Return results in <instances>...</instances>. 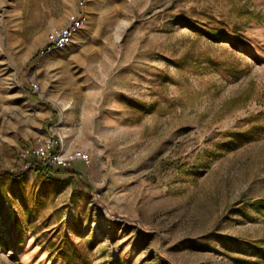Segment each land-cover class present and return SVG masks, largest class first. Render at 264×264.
<instances>
[{
  "label": "rangeland",
  "instance_id": "374dc122",
  "mask_svg": "<svg viewBox=\"0 0 264 264\" xmlns=\"http://www.w3.org/2000/svg\"><path fill=\"white\" fill-rule=\"evenodd\" d=\"M0 166V264H264V0H0Z\"/></svg>",
  "mask_w": 264,
  "mask_h": 264
},
{
  "label": "trees",
  "instance_id": "16d2710c",
  "mask_svg": "<svg viewBox=\"0 0 264 264\" xmlns=\"http://www.w3.org/2000/svg\"><path fill=\"white\" fill-rule=\"evenodd\" d=\"M38 55L39 52L35 53L31 60H34ZM19 142L29 152L31 143L24 142L23 140H19ZM28 154L24 162L30 165V168L36 174L37 180L41 185H48L52 180L59 179L63 176L69 183L75 182V184H85L81 179V173L75 168L67 169L60 163L51 161L50 158L44 159V157L32 152ZM21 177L22 175L20 172L0 166V202H3L7 198L6 183L20 181ZM49 248L57 253L64 264H91L87 254L74 242L67 240L57 243L50 242Z\"/></svg>",
  "mask_w": 264,
  "mask_h": 264
},
{
  "label": "built area",
  "instance_id": "2783aa9c",
  "mask_svg": "<svg viewBox=\"0 0 264 264\" xmlns=\"http://www.w3.org/2000/svg\"><path fill=\"white\" fill-rule=\"evenodd\" d=\"M73 157L77 159L85 160V155L81 151H77ZM47 158H50L51 161L56 162L52 157H44V159H47Z\"/></svg>",
  "mask_w": 264,
  "mask_h": 264
}]
</instances>
